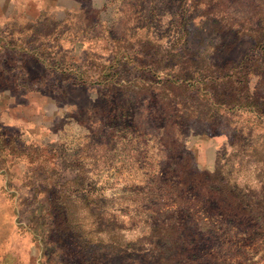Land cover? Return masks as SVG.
<instances>
[{"label": "rangeland", "instance_id": "obj_1", "mask_svg": "<svg viewBox=\"0 0 264 264\" xmlns=\"http://www.w3.org/2000/svg\"><path fill=\"white\" fill-rule=\"evenodd\" d=\"M0 264H264V0H0Z\"/></svg>", "mask_w": 264, "mask_h": 264}]
</instances>
